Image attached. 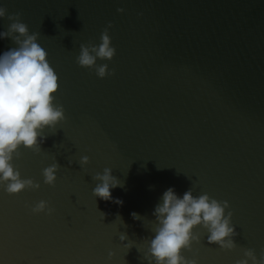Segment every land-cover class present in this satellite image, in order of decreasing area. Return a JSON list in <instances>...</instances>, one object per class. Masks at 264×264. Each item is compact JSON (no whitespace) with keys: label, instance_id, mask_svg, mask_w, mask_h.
Returning <instances> with one entry per match:
<instances>
[{"label":"water","instance_id":"water-1","mask_svg":"<svg viewBox=\"0 0 264 264\" xmlns=\"http://www.w3.org/2000/svg\"><path fill=\"white\" fill-rule=\"evenodd\" d=\"M0 7L20 13L29 34L40 32L58 76L54 103L66 117L55 134L45 131L39 155L22 147L13 160L40 189L9 195L0 185V264H148L152 213L170 187L179 197L192 187L196 197L227 201L239 233L236 249L223 251L197 227L200 242L182 252L186 259L236 264L245 249L260 258L264 0H0ZM10 23L0 19V32ZM109 23L116 55L97 65L115 75L101 79L76 58L81 44L101 43ZM14 47L0 39V55ZM82 156L90 160L84 168ZM55 160L50 187L42 171ZM105 168L123 183L109 201L93 195V176ZM41 200L51 216L32 213Z\"/></svg>","mask_w":264,"mask_h":264},{"label":"clouds","instance_id":"clouds-1","mask_svg":"<svg viewBox=\"0 0 264 264\" xmlns=\"http://www.w3.org/2000/svg\"><path fill=\"white\" fill-rule=\"evenodd\" d=\"M117 11L123 13L124 9ZM5 17L11 23L7 31L0 32V39L10 38L17 47L0 55V185L6 186L9 195H18L26 190H39L40 184L32 179H22L13 160L20 158L22 147L39 155L40 145L46 139L45 131L52 129L51 134H55L58 124L66 117L63 106L54 103V94L59 89L58 76L47 60V52L37 42L40 32L29 34L28 25L21 22L20 13L7 15V9L0 7V19ZM112 27L109 23L103 30L98 46L81 44L76 58L80 67L95 69L101 79L115 75V70L109 72L107 64L97 65L98 59L111 61L116 55L109 36ZM78 163L84 168L90 163L89 157L82 156ZM59 169L56 160L43 169L45 185L55 186ZM93 180L98 182L93 189L94 197L105 201L112 200L111 189L123 187L110 168H105L102 174L96 173ZM161 201L152 213L156 226L144 257L148 264H198L196 259L189 260L182 255L184 250H192L193 241L200 242V236L193 235L197 227L206 232L209 245H218L223 251L236 249L235 237L239 233L232 224L233 213L228 211L225 215V210L230 208L227 201H218L207 193L196 197L192 187L182 197L170 187L163 193ZM113 202L123 203L119 199ZM31 211L51 216L54 209L41 200ZM131 215L134 220H141L137 213ZM126 238V234L122 235L121 243ZM111 256L109 253V258ZM243 256L236 264H249V261L264 264V253L257 259L254 249H245Z\"/></svg>","mask_w":264,"mask_h":264}]
</instances>
